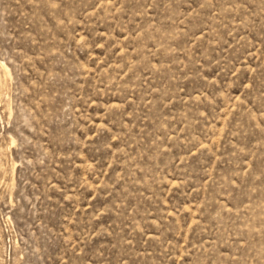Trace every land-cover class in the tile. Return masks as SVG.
Masks as SVG:
<instances>
[{
  "label": "rangeland",
  "instance_id": "obj_1",
  "mask_svg": "<svg viewBox=\"0 0 264 264\" xmlns=\"http://www.w3.org/2000/svg\"><path fill=\"white\" fill-rule=\"evenodd\" d=\"M0 264H264V0H0Z\"/></svg>",
  "mask_w": 264,
  "mask_h": 264
}]
</instances>
